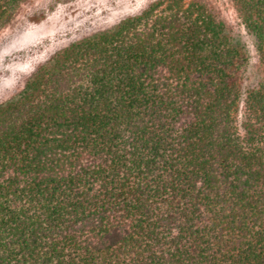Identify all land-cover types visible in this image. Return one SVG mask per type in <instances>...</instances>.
Wrapping results in <instances>:
<instances>
[{"label":"trees","instance_id":"obj_1","mask_svg":"<svg viewBox=\"0 0 264 264\" xmlns=\"http://www.w3.org/2000/svg\"><path fill=\"white\" fill-rule=\"evenodd\" d=\"M234 2L256 72L204 4L153 0L0 103V264H264V0Z\"/></svg>","mask_w":264,"mask_h":264},{"label":"rangeland","instance_id":"obj_2","mask_svg":"<svg viewBox=\"0 0 264 264\" xmlns=\"http://www.w3.org/2000/svg\"><path fill=\"white\" fill-rule=\"evenodd\" d=\"M153 0H24L0 28V103L16 95L39 63L70 43L111 28ZM202 3L248 50L251 71L260 68L253 44L240 23L234 0Z\"/></svg>","mask_w":264,"mask_h":264}]
</instances>
